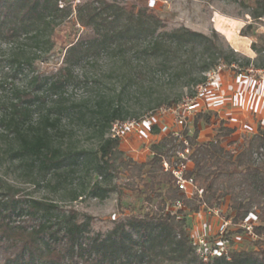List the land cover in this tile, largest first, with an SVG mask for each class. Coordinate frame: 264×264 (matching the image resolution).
Masks as SVG:
<instances>
[{
	"label": "trees",
	"instance_id": "trees-1",
	"mask_svg": "<svg viewBox=\"0 0 264 264\" xmlns=\"http://www.w3.org/2000/svg\"><path fill=\"white\" fill-rule=\"evenodd\" d=\"M245 4L252 20L262 18L264 0ZM68 27L76 32L63 35ZM80 28L83 32L77 34ZM239 35L251 37L249 25ZM259 39V44L250 45L256 54L251 60L235 52L214 30L205 35L185 26L168 28L167 20L150 6H127L117 0H0V43L8 51L3 65L12 78L33 69L30 51L42 55L58 45L64 52L57 68L44 72L34 68L22 84L11 85L8 98L0 97V166L15 163L35 182L65 179L75 168L93 161L100 176L122 174L119 203L127 196L124 191L141 201L137 210L131 207L109 229L95 232L90 217L83 220L71 210L50 223L49 215L57 206L16 199L13 187L0 178L4 190L0 193V264H264V125L243 137L237 149H229L227 140L235 129L222 121L214 124L211 139L197 140L198 125L214 118L197 112L192 133L183 130L182 135L191 151L185 175L203 194L188 197L177 188L172 173L162 168L163 160L177 161L181 143L171 134L160 136L150 145L147 160L126 157L110 131L127 114L109 98L120 97L125 86L148 89L153 75L161 76V94L176 77L182 80V88L191 89L183 98L193 97L197 86L205 84V74L217 65L239 73L250 66L264 67V35ZM100 56L109 57L122 71L119 92H91L70 102L68 91L75 86L90 89L96 82L77 74L76 68ZM183 98L159 101L149 110L171 107ZM72 120L89 125L98 138L93 153L62 142L61 128ZM150 128L158 133L155 124ZM202 204L223 210L234 225L253 219L258 239L250 241L252 248L234 249L243 233L230 229L225 235L231 247L228 256L201 259L189 216L199 213ZM22 214L25 219L12 220Z\"/></svg>",
	"mask_w": 264,
	"mask_h": 264
},
{
	"label": "rangeland",
	"instance_id": "rangeland-1",
	"mask_svg": "<svg viewBox=\"0 0 264 264\" xmlns=\"http://www.w3.org/2000/svg\"><path fill=\"white\" fill-rule=\"evenodd\" d=\"M246 1L117 0V2L127 6L152 7L159 17L167 20L168 28L185 26L205 35H210L211 31L214 30L222 36L229 47H231L229 42L216 28L217 19L234 23L235 26L232 30L236 33L238 32V35L242 28L249 25L252 36L248 38H250L251 42L259 44V37L264 35V12L262 18L255 21L252 20L247 14L251 9L247 8ZM72 29L68 27L66 31H63V35L69 31L76 32L75 28L74 30ZM82 32L83 29L80 28L77 34H81ZM27 46L28 48L31 47V43H27ZM29 53L30 61H32L34 66L33 69L37 68L39 72L57 68L64 54L58 45L46 54L40 55L34 51H30ZM7 54L6 46L0 43V97L6 98L10 96L9 91L13 83L19 86L24 82V75L26 73L31 75L34 71L30 67L22 75L12 78L3 65ZM75 71L77 74L85 76L88 81L96 82L90 89L75 86L72 90L68 91L69 97L67 98L70 102L79 101L87 93L99 94L108 89H114V93L117 94L119 87H122L124 83L120 77L122 71L106 56H100L94 62L90 60V62L76 68ZM160 78V75H153L151 77L152 84L146 90L137 91L136 88L125 86L120 97H109L113 98L115 105H119L122 108L123 114H127V118L124 121L134 120L141 126V133H125L124 141L120 143V149L124 152L125 156L134 161L142 162L150 156L149 148L154 142L155 137L153 135L157 133L152 131L149 122H155V124L157 123L156 125L161 122H170L169 116L166 117V121H162L157 116L156 111L151 112L149 109L159 101L181 99L191 91V89L181 87V79L173 77L167 87V92L161 94L159 85L162 82H159ZM112 93L113 90L111 91ZM164 95L168 97H163ZM88 98L93 99V97ZM192 129V121L188 119L183 130L192 133ZM61 131L60 133L63 134L60 135L62 142L68 143L72 149H84L93 153L97 148L98 138L91 128H89V125L72 120L69 123L63 124ZM93 167L94 162L90 161L85 167L75 168L73 174L65 179H51L47 177L45 179L39 178L35 182H32L33 178L27 177L22 168H18L15 163L6 161V164L0 166V178L7 185L13 187L16 199H24L26 201L36 200L57 206L58 210L54 211V214L49 215L50 223H56L61 218L63 211L71 210L76 212L79 218L83 220H86L85 216L90 217L91 230L104 232L112 226L113 221L121 219L124 214H128L131 207L137 210L141 205V201L134 200L129 196L128 192L124 191L123 193L127 196L119 203L117 190H122V183L124 181L122 174L117 176L112 174L105 178L102 175L96 174ZM94 187L96 188L95 192L93 191ZM0 193H4V190H0ZM25 217L22 214L12 217V220L19 222L25 219ZM192 224L193 222H189L191 227ZM191 234L194 236L199 233L191 229ZM210 234L213 235L214 232L212 231ZM233 248L237 250H250L252 246L250 241L241 236V238H236V244Z\"/></svg>",
	"mask_w": 264,
	"mask_h": 264
},
{
	"label": "crops",
	"instance_id": "crops-1",
	"mask_svg": "<svg viewBox=\"0 0 264 264\" xmlns=\"http://www.w3.org/2000/svg\"><path fill=\"white\" fill-rule=\"evenodd\" d=\"M234 26V23L222 19L216 21L217 30L236 52L251 60L255 59L256 54L250 48V38L239 36L238 32L232 30ZM198 97L197 112L214 116L209 124L198 125V141L211 139L214 124L222 121L235 129L227 142L231 143L229 149H237L243 137L253 135L258 125H264V79L256 77L254 84L249 86L242 73L223 68L205 85ZM153 136L155 139L158 137L157 134ZM189 221L193 222L192 229L198 233H215L218 226L215 217L201 213L190 215Z\"/></svg>",
	"mask_w": 264,
	"mask_h": 264
},
{
	"label": "built area",
	"instance_id": "built-area-1",
	"mask_svg": "<svg viewBox=\"0 0 264 264\" xmlns=\"http://www.w3.org/2000/svg\"><path fill=\"white\" fill-rule=\"evenodd\" d=\"M223 68H225V66L217 65L214 70L207 72L205 74L206 82L205 84H200L197 86L195 96L184 97L177 104L171 107H162L156 111L157 116L162 121H166V117H170V122H161L157 125L158 137L171 134V136L176 138L182 145V149L176 152L175 158L177 161L173 164H170L167 160H163L162 168L164 171H170L172 173L173 177L175 178V184L177 188L188 197L193 195L201 197L203 190L196 186V183L192 177H187L185 175L191 164L189 159L191 151L188 141L182 135L183 127L186 125L188 119L191 120L197 113L198 96L202 93L205 85L213 80L215 75ZM233 68L237 69L236 66H233ZM242 77L249 82V86H252L256 77L264 79V67L254 68L250 66L243 71ZM152 124H155V122H149L150 126ZM140 129L141 126H139V124L134 120L115 122L112 125L110 137L119 139L121 143L124 141L125 133H141ZM200 212L206 216H213L218 221L217 230L213 235L199 233L193 236L196 254L204 261L219 256H228L231 247L225 240V235L230 229H240L243 233L242 237H245L248 241H255L258 239V236L254 232V226L256 223L253 219H245L234 225L231 222V219L224 215L223 210L217 208H208L204 204L201 205Z\"/></svg>",
	"mask_w": 264,
	"mask_h": 264
}]
</instances>
